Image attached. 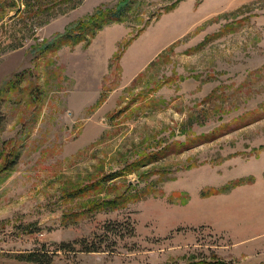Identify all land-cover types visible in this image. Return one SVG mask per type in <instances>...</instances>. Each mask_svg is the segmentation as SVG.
I'll return each instance as SVG.
<instances>
[{"label": "rangeland", "instance_id": "1", "mask_svg": "<svg viewBox=\"0 0 264 264\" xmlns=\"http://www.w3.org/2000/svg\"><path fill=\"white\" fill-rule=\"evenodd\" d=\"M85 240L264 264V0H0V264Z\"/></svg>", "mask_w": 264, "mask_h": 264}, {"label": "trees", "instance_id": "2", "mask_svg": "<svg viewBox=\"0 0 264 264\" xmlns=\"http://www.w3.org/2000/svg\"><path fill=\"white\" fill-rule=\"evenodd\" d=\"M116 15L112 14L110 19L111 17L115 18ZM54 247V250H50L47 245L42 244L40 249L22 255L19 260L21 264H57L55 258L60 255L76 254L77 252H105L102 250L101 244H89L86 240L76 243H57L54 244Z\"/></svg>", "mask_w": 264, "mask_h": 264}]
</instances>
